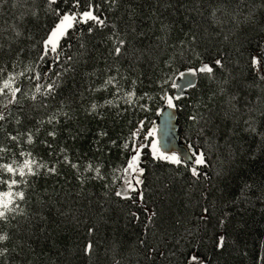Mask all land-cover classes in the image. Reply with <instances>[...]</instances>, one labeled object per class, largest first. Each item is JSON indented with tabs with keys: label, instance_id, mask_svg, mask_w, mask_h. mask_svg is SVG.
<instances>
[{
	"label": "snow or ice",
	"instance_id": "obj_1",
	"mask_svg": "<svg viewBox=\"0 0 264 264\" xmlns=\"http://www.w3.org/2000/svg\"><path fill=\"white\" fill-rule=\"evenodd\" d=\"M258 157L264 0H0V264H264Z\"/></svg>",
	"mask_w": 264,
	"mask_h": 264
},
{
	"label": "trees",
	"instance_id": "obj_2",
	"mask_svg": "<svg viewBox=\"0 0 264 264\" xmlns=\"http://www.w3.org/2000/svg\"><path fill=\"white\" fill-rule=\"evenodd\" d=\"M153 0H138V3L141 6V10L144 11V5L145 3L151 4ZM165 16H170V12H165ZM177 20H182L183 17L177 15L176 17ZM179 32V27L176 28L174 35ZM147 39H151V37H148ZM147 39L145 42H147ZM150 71V69H149ZM155 119V117H153ZM134 119V117H133ZM106 124L108 125L109 131L111 134L115 135L120 131L119 126H113L111 124V121L108 120L106 121ZM91 127L95 128V123L90 125ZM182 126H183V116L180 117V124L177 127L178 131H182ZM91 138V135L89 134V139ZM179 139L182 141V136L179 137ZM82 144L84 147L88 146L87 141H82ZM264 169V158L258 157L255 160H244L240 164V170L241 173L244 175L245 178H250V177H257L258 178V173ZM44 181L43 179L41 180V184H43ZM49 185L53 183V181L49 180L48 181ZM153 199H158L157 197L153 196ZM151 206V203L150 205ZM260 205H256L255 208H250L248 213L246 214V219H247V228L246 230L241 233L240 239L241 242H247L248 246V251L249 253H253V251L258 252V248L256 245H258L260 239L262 236H264V217L261 216L260 214ZM120 227H123V223H121ZM260 233L262 234L261 236H258L257 234ZM56 238V237H54ZM58 242L60 244L65 245L66 249H71L73 245V238H72V232L71 230H68L67 232L61 233L60 236L57 238ZM43 241H38L36 245L37 250H39V247L42 246ZM48 247L45 246V251H48ZM66 256L68 253H65ZM55 259V255L52 257ZM230 260V264H235L236 261L240 260V257L236 256L235 253L233 252L232 256L228 257ZM71 264H79V259L77 257H71ZM244 264H251V257L247 258L244 262Z\"/></svg>",
	"mask_w": 264,
	"mask_h": 264
},
{
	"label": "water",
	"instance_id": "obj_3",
	"mask_svg": "<svg viewBox=\"0 0 264 264\" xmlns=\"http://www.w3.org/2000/svg\"><path fill=\"white\" fill-rule=\"evenodd\" d=\"M175 123V122H174ZM178 131V128L176 129Z\"/></svg>",
	"mask_w": 264,
	"mask_h": 264
}]
</instances>
